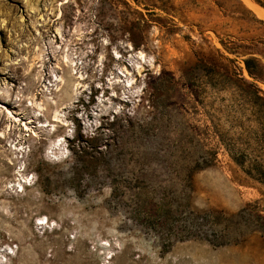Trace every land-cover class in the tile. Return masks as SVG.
Returning a JSON list of instances; mask_svg holds the SVG:
<instances>
[{"label":"rangeland","instance_id":"obj_1","mask_svg":"<svg viewBox=\"0 0 264 264\" xmlns=\"http://www.w3.org/2000/svg\"><path fill=\"white\" fill-rule=\"evenodd\" d=\"M43 1L0 9V264H264V182L227 151L264 166V130L208 74L264 92L242 62L261 55L220 43L264 54V19L243 0Z\"/></svg>","mask_w":264,"mask_h":264},{"label":"trees","instance_id":"obj_2","mask_svg":"<svg viewBox=\"0 0 264 264\" xmlns=\"http://www.w3.org/2000/svg\"><path fill=\"white\" fill-rule=\"evenodd\" d=\"M258 6L264 9V0H253ZM247 13L251 16L249 20L251 21H259L256 20L253 14L246 10ZM262 23V21H259ZM221 45L227 51H236L235 49H249L248 52H242V54H259L264 59L263 51H256L254 48L260 43V41L251 40L248 44H236L233 41H227L226 43L220 40ZM230 44V45H226ZM244 51V50H241ZM239 53V52H237ZM245 70L247 71L249 77H251L255 81H263L264 76L262 69L264 65L262 62L257 59L255 56H250L248 58H244L242 60ZM236 69H240V67L235 66ZM235 73V72H234ZM208 74L210 77L211 82L213 83L212 86L219 85L222 81L226 86L233 88L235 91L239 93V95L243 98V101L246 103H250L254 108V113L260 125V129L263 132L264 130V92L254 83L248 82L244 78H233L230 76L228 71H224L223 73H218L214 70V68L208 69ZM227 151L232 158V160L244 171V173L249 176L250 178L257 180L259 182H264V166L262 160L260 158H250L244 152H235L233 153L230 149L227 148ZM255 217V221L258 223L261 230L264 229V216L260 214L253 215ZM264 231V230H263Z\"/></svg>","mask_w":264,"mask_h":264},{"label":"crops","instance_id":"obj_3","mask_svg":"<svg viewBox=\"0 0 264 264\" xmlns=\"http://www.w3.org/2000/svg\"><path fill=\"white\" fill-rule=\"evenodd\" d=\"M45 2L43 0H0L1 14L6 16L7 10H9L12 7H15L19 3L21 5V7L24 6V8L27 9V12H26L27 14H33L32 10L34 13H36L37 10H39V8L41 6L43 7V4H45ZM27 14H25V20L26 21L29 20ZM5 19H7V18H5ZM18 20H17V23L21 24L22 21H20V18Z\"/></svg>","mask_w":264,"mask_h":264},{"label":"bare ground","instance_id":"obj_4","mask_svg":"<svg viewBox=\"0 0 264 264\" xmlns=\"http://www.w3.org/2000/svg\"><path fill=\"white\" fill-rule=\"evenodd\" d=\"M243 1L258 17L264 19V9L255 4L252 0Z\"/></svg>","mask_w":264,"mask_h":264}]
</instances>
